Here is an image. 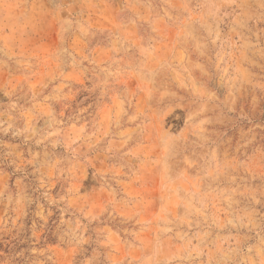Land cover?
Segmentation results:
<instances>
[{
  "label": "rangeland",
  "instance_id": "1",
  "mask_svg": "<svg viewBox=\"0 0 264 264\" xmlns=\"http://www.w3.org/2000/svg\"><path fill=\"white\" fill-rule=\"evenodd\" d=\"M0 264H264V0H0Z\"/></svg>",
  "mask_w": 264,
  "mask_h": 264
}]
</instances>
